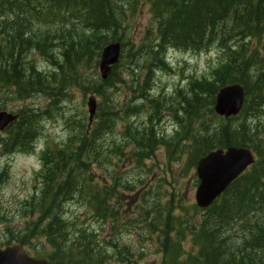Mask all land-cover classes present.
Returning a JSON list of instances; mask_svg holds the SVG:
<instances>
[{
  "label": "trees",
  "instance_id": "1",
  "mask_svg": "<svg viewBox=\"0 0 264 264\" xmlns=\"http://www.w3.org/2000/svg\"><path fill=\"white\" fill-rule=\"evenodd\" d=\"M137 3L138 8L149 6L153 20L134 45L126 37L123 22ZM53 25L59 26L51 29ZM111 42H119L121 49L129 46L123 55L126 65L119 64L121 51L106 80L90 79L87 72L97 68L102 48ZM213 45L223 59L210 79L191 80L186 91L176 90L169 100L149 95L153 69L170 72L166 50L196 53ZM31 52L46 60L49 73L23 64ZM262 52L264 0H0V110L5 109L3 96L10 88L14 100L41 94L50 107L61 102L71 87L95 93L105 102V108L98 106L97 123L88 132L86 125H80L62 146L46 148L41 190L21 208V216L28 220L15 235L9 231L8 243H22L50 264L128 260V251L116 241H101L93 231L74 228L63 205L80 200L92 218L111 228L120 220L126 224L135 219L119 216L122 211L114 208L120 203V192L131 193L133 186L116 176L107 185L89 171L98 158H105L99 140L115 121L138 116L148 108L147 124L129 123L122 136L131 141V160L137 165L151 157L154 144L163 145L168 158L175 160L187 148L182 144L189 143L190 168L206 153L230 146L249 148L256 155L255 163L203 210L205 215L197 224L174 216L170 203L153 206L157 216L143 223L149 234L158 233L161 264H264V131L247 120L250 115L259 116L264 107ZM139 56L145 57L142 67ZM132 58H136V69L144 71L143 77L131 72ZM229 84L243 87L245 102L238 115L223 119L212 107L217 91ZM116 85L129 93L123 106L113 104L107 94ZM50 107L42 114L49 116ZM163 111L170 112L180 127L170 141L154 136L151 120ZM36 114L19 111L18 120L7 130L9 149H30L38 134ZM136 218L143 220V211L137 210ZM186 238L191 243L189 253L182 248Z\"/></svg>",
  "mask_w": 264,
  "mask_h": 264
},
{
  "label": "rangeland",
  "instance_id": "2",
  "mask_svg": "<svg viewBox=\"0 0 264 264\" xmlns=\"http://www.w3.org/2000/svg\"><path fill=\"white\" fill-rule=\"evenodd\" d=\"M134 12L127 11L123 22V30L129 41L138 44L145 31L152 27V15L149 6L142 4ZM53 25L51 29L58 27ZM39 27V25H37ZM129 46L122 49V58L119 64L126 65V57ZM132 50V49H131ZM57 55V54H56ZM264 52H262V56ZM144 56L138 57L139 67H142ZM170 72L153 69L152 88L149 91L151 97L164 96L167 100L178 89L186 91L188 83L193 79H210L213 71L219 66L223 54L216 45L210 46L201 52L180 51L168 49L164 53ZM136 58H132L129 64L131 72H137L144 76L142 68L136 69ZM31 63L42 74L51 71V66L36 52H31L24 58L23 64ZM134 63V65H133ZM130 71V70H128ZM127 71V72H128ZM90 79L99 78L98 69L87 72ZM13 89L10 88V92ZM5 91L3 96L7 111L19 112L26 109L34 111L38 134L33 141V150L21 152L17 149H9L5 145L7 130L0 133V248L6 246L10 240V232L14 234L17 229H23L28 218L20 214L21 208L27 202L35 198L41 190L40 176L43 171L42 153L46 148L55 149L66 143L71 135L78 131L77 127L86 125L87 132L97 123L94 118L89 124L86 101L89 97L96 100L97 108H105V102L95 93H82L81 89L71 87L65 93L63 99L56 106L50 107V102L41 94H35L25 100H14V96ZM113 104L123 106L128 103L129 93L125 87L116 85L107 93ZM50 107L49 116L42 113ZM150 109L146 108L141 114L132 118H121L115 121V125L106 131L99 140L105 158H98L90 166V173L97 179H103L107 185L114 176L120 181L127 180L133 186V192H120V203L114 205L119 216H131V222L122 223L114 227L104 226L99 220L88 214V208L82 201H69L64 203L65 216L74 223V228H85L93 231L98 239L116 241L128 251L124 262L111 260L105 264H161L162 253L157 244L158 233L149 234L145 230L144 223H148L157 216L153 206L158 208L159 203H170V211L174 216H180L197 224L203 219L205 212L195 205L194 194L198 185L195 168H190L189 143H184L187 148L175 160L168 158L163 145L154 144L151 149V157L144 159L140 165L131 160L132 147L129 139H122L126 125L143 127L147 124V116ZM39 114V115H38ZM40 116V117H39ZM248 121L253 123L259 131H264V107L259 116H248ZM154 136H163L165 140H171L176 130H179L170 112L163 111L160 116L151 120ZM261 134V133H259ZM264 138V134H261ZM118 146V151L115 147ZM7 150H10L7 152ZM185 151V152H184ZM133 157V156H132ZM124 192V193H123ZM112 204L115 199L111 200ZM196 207V210L194 208ZM137 210L143 211V220L136 218ZM144 222V223H143ZM73 228V227H72ZM10 231V232H9ZM236 233V231H235ZM233 238V237H231ZM14 242V241H13ZM185 253L191 251L190 239L182 241ZM110 251L112 248H108Z\"/></svg>",
  "mask_w": 264,
  "mask_h": 264
},
{
  "label": "water",
  "instance_id": "3",
  "mask_svg": "<svg viewBox=\"0 0 264 264\" xmlns=\"http://www.w3.org/2000/svg\"><path fill=\"white\" fill-rule=\"evenodd\" d=\"M120 44L109 43L100 54L98 71L105 80L120 56ZM243 103V89L234 84L221 88L215 98L214 111L228 118L236 115ZM89 124L96 112V101L89 97L86 101ZM17 115L0 111V132L15 122ZM254 155L245 148L229 147L215 150L202 157L196 165L198 186L195 191V203L198 208L209 207L225 189L254 163ZM0 264H49L45 258H32L21 244L15 243L0 249Z\"/></svg>",
  "mask_w": 264,
  "mask_h": 264
},
{
  "label": "bare ground",
  "instance_id": "4",
  "mask_svg": "<svg viewBox=\"0 0 264 264\" xmlns=\"http://www.w3.org/2000/svg\"><path fill=\"white\" fill-rule=\"evenodd\" d=\"M23 62H24V60H23ZM28 65V64H27Z\"/></svg>",
  "mask_w": 264,
  "mask_h": 264
}]
</instances>
